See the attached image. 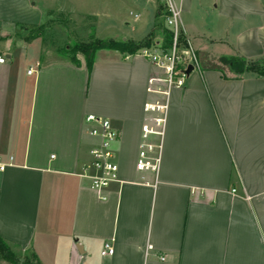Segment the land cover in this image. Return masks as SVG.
Returning a JSON list of instances; mask_svg holds the SVG:
<instances>
[{"label":"crops","instance_id":"1","mask_svg":"<svg viewBox=\"0 0 264 264\" xmlns=\"http://www.w3.org/2000/svg\"><path fill=\"white\" fill-rule=\"evenodd\" d=\"M173 1L201 69L168 91L139 54L99 50L91 72L83 57L42 62L28 34L58 10L91 15L89 0H0V236L14 253L38 264H264V75L227 78L202 60L264 58V0ZM147 103L167 104L163 137L150 138L161 143L156 171L137 168L156 115ZM88 114L119 134L106 199L84 175ZM106 242L114 252L102 255Z\"/></svg>","mask_w":264,"mask_h":264},{"label":"built area","instance_id":"2","mask_svg":"<svg viewBox=\"0 0 264 264\" xmlns=\"http://www.w3.org/2000/svg\"><path fill=\"white\" fill-rule=\"evenodd\" d=\"M165 2L169 12L165 18V23L172 32L171 46L167 50L144 48L137 54L146 57L154 66L164 70L166 74L164 81L169 91L173 86L184 84L187 76L186 69L190 65L193 66V70L201 69V61L197 52L188 41L183 45L181 43L183 25L180 10L176 7L173 0ZM5 62L6 57L0 55V64ZM180 65L182 66L180 67ZM32 72L33 68H30L28 73ZM145 110L156 115L153 114L150 124L143 126V142L140 145L137 168L139 170L152 169L156 171L160 161L161 143L155 144L150 141V138L154 135L162 139L166 127L167 104L147 103ZM85 120L90 125L89 134L96 142L90 149L91 159L88 166L84 169V175L90 179L92 188L100 194V198L106 199L103 192L111 184L119 181V164L113 147L119 134L108 118L96 114H88ZM4 168L5 165H0L1 170ZM113 252V246L106 242L102 255H109Z\"/></svg>","mask_w":264,"mask_h":264},{"label":"rangeland","instance_id":"3","mask_svg":"<svg viewBox=\"0 0 264 264\" xmlns=\"http://www.w3.org/2000/svg\"><path fill=\"white\" fill-rule=\"evenodd\" d=\"M162 1L167 8L165 2L167 0ZM86 9L92 13L91 15H96L97 20L91 15H77L65 10H58L51 14L53 19L50 20L47 27L28 34H39L44 47L42 62L49 59H65L63 51L65 46L73 47L76 44L88 43L96 37L116 40L129 38L139 41L145 37L154 22L157 21L154 0H89ZM162 22L165 24L164 19ZM0 46L3 50L7 47L4 44H0ZM211 55L215 58L213 62H218L221 56L219 53ZM77 56L83 57L81 53H78ZM202 60L205 61V64L211 63L206 61V58H202ZM196 72L197 69L192 71V73ZM15 255L22 262L26 260L34 262L29 253L24 256L17 253ZM0 260L7 261L2 255H0Z\"/></svg>","mask_w":264,"mask_h":264},{"label":"trees","instance_id":"4","mask_svg":"<svg viewBox=\"0 0 264 264\" xmlns=\"http://www.w3.org/2000/svg\"><path fill=\"white\" fill-rule=\"evenodd\" d=\"M168 13L169 12L166 6H164L163 3H160L159 12L157 14L158 19L154 23L152 30L141 41H134L131 39H102L96 37L88 43L76 44L73 47L65 46V48L63 49L64 56L75 65H79L80 60L77 54L81 53L85 60L88 71L91 72L96 59V54L99 50H117L124 55L137 54L141 49L144 48H160L167 50L172 44V32L165 24H163L162 21L163 19L165 20ZM160 17H162L163 19ZM52 19V16H49L45 24H43L38 29H35L34 31H39L42 28L47 27V25L50 24V20ZM37 36H39V34ZM181 43L182 45L187 43L185 37L183 36V33L181 35ZM209 62L211 63L206 64V67L221 71L223 76L227 78L232 76L240 77L244 72L247 71L255 72L261 76L264 75V58L250 60L241 56H222L219 58L218 62H213L211 60ZM181 66L182 65H180V67ZM0 255L14 264L19 262L18 257L12 251L10 245L1 236ZM24 264L38 263L36 261L33 262L30 260H26L24 261Z\"/></svg>","mask_w":264,"mask_h":264},{"label":"water","instance_id":"5","mask_svg":"<svg viewBox=\"0 0 264 264\" xmlns=\"http://www.w3.org/2000/svg\"><path fill=\"white\" fill-rule=\"evenodd\" d=\"M192 71H193V66L190 65V66L186 69V74L189 75ZM79 250H80V252L83 253V249H82V247H79Z\"/></svg>","mask_w":264,"mask_h":264}]
</instances>
